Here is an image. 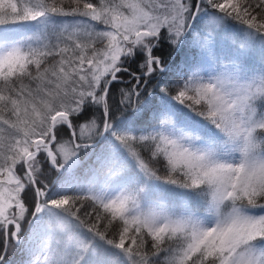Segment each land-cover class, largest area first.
<instances>
[{
	"label": "trees",
	"instance_id": "16d2710c",
	"mask_svg": "<svg viewBox=\"0 0 264 264\" xmlns=\"http://www.w3.org/2000/svg\"><path fill=\"white\" fill-rule=\"evenodd\" d=\"M82 1L95 4V0ZM183 1L177 2L186 15L182 18L183 24L170 28L169 24L162 23L155 32H144L137 36L132 34L128 37L131 44L114 55V60L117 61L111 65L110 70L104 69L106 65L102 66L99 79H94L88 73L79 77V69L63 68L66 61L72 63L76 58L78 49H72V53H68L69 58L61 61L62 67L58 70L60 74L64 71L65 77L55 75L47 84L52 93L51 98L45 92H39V89L43 91L47 82L44 73L52 64L48 58L55 55L56 50L43 52L44 46L47 41L51 45H61L64 42L70 44L69 37L61 34L48 36L45 31H37L36 35L30 34L33 33L28 29L31 18L38 15L39 18L44 17L45 11L41 7L30 5L27 8L25 2L17 0L14 4L28 10L20 12L8 7L3 11L4 17L0 18V56H27L18 59L17 67L13 71L10 64L0 66V173L9 171L19 181L15 200L20 202V210L17 214L9 216L22 223V227L31 213L37 187L40 186V189L45 191L43 198L39 200L43 201L52 193V187H46L51 183L59 185L61 173L57 174V170L51 168L42 149L24 164L19 159L20 154L17 160H14L15 154L8 147L15 141L16 136L24 135L23 132L30 138L47 136L49 118L61 110L67 113L75 132L74 140L78 142L73 167L70 170L63 167L62 183H65L66 187L67 181L70 180V186L65 193L75 196L79 201L80 204L77 202L78 205L74 206L73 214L89 227L90 237L92 236L89 244L93 247L99 246L95 245L98 240L113 247L115 241L111 238H115L114 227L123 223L122 219L126 220L123 218L126 216L132 222L129 228L139 233L140 239L138 238L136 244L144 259L160 257L162 260L161 256L165 255L169 260L166 264H220L221 257L225 256L228 249L234 247L260 249L264 255V241L259 242L262 239H259L260 236H264V67L253 58H248L245 52L232 59L230 58L234 51L229 57H222L221 49L222 53L218 55L221 57L218 59L219 68H215L208 81L202 82L194 72L197 64H193L197 50L200 49L199 38L194 41V37L190 36L191 29L182 37L181 28L190 20L196 5L198 9L203 7V11L194 13L191 26L198 15L215 11H212L214 7L207 6L204 0H199L198 3L197 0ZM249 1L224 12L251 19L255 26L257 21H260L262 27L251 25V28L264 32V11H261L264 10V5L257 0ZM99 3L111 5L110 0ZM136 3L147 13L155 14L156 11H161L167 15L171 11V7L162 2L144 0L134 2L135 5ZM43 5L42 3V7ZM220 11L215 13L219 14ZM104 25L109 27L111 23L105 21ZM116 29L118 31L115 39L120 38V42H127L129 39H124L123 32ZM85 35L91 36L93 41L100 38L99 35ZM208 50H211L212 54L217 51L216 47L211 46ZM32 56H36L37 61L33 60ZM91 58V64H96L92 55ZM238 65L245 68V74L239 72ZM253 69L256 72L254 74ZM112 75H116L117 79H110ZM215 77L221 78V84L224 86L220 85ZM233 77L238 83H233ZM57 78L62 82L71 78V84L77 89L68 95V86L56 87ZM241 90L244 95H239ZM231 91L235 102L227 100L226 95ZM186 93L197 96L194 99L182 100ZM15 94L18 109L14 107ZM30 102L35 105L42 104V109L33 110ZM26 107L31 109L32 114L27 112L31 117V125L25 120L18 124L17 113L23 110L26 115ZM237 110L246 131L243 145H239V140L231 135L239 125L232 119ZM105 120L110 126L100 137ZM53 132L51 147L57 155V160L61 161L58 158L61 146L69 144L73 147L72 133L63 122L56 123ZM108 143H111L108 148L121 157L119 162H124L127 156L122 147L131 150L140 160L146 162L144 168L148 169L149 173H145L144 179L149 182L148 187L146 182L140 184L141 188L146 187L147 190L138 191L140 199H135L143 209L139 216H133L126 210L116 211L111 217V222L105 225L99 219V213L102 212L99 188L103 189L104 186L100 172L104 159H108L107 155L102 156ZM169 155L202 172L204 177L196 184H181L178 178L185 177L180 172L184 169L189 171V166L183 165V162L179 163V169L174 172L178 180L172 173L160 176L156 171L175 167V164H166ZM220 161H224L226 168L221 166ZM63 162L68 164V161ZM26 167L31 172V178ZM152 176L156 178L150 182L149 178ZM81 184L83 186L78 187ZM170 186L180 187L184 195L178 196L179 198L168 196L169 191L166 189ZM59 190L62 192L60 188ZM193 190L197 193L203 191L205 198L211 200L212 210L217 218L209 228L158 222L162 214H165L167 221L177 219L174 213L183 214L179 212L180 208H183L179 202L184 199L187 208L190 203L189 194ZM135 196L139 197L136 194ZM13 203L9 205V209L14 208ZM194 203L195 200H191V204ZM96 213L98 215H95ZM223 213L227 214L225 221L220 220ZM9 226L10 223L6 227L8 243L3 256L0 255V264L91 263L89 256L85 258L86 252L81 251L82 255L73 256L71 260H68L69 255H58L46 250L44 259L35 257L36 249H42L37 247V239L30 238L24 243H17L9 236ZM145 226H156L159 235L149 240L144 238L141 242L143 237L140 233L144 231ZM213 226H216L214 231L223 237L222 243L208 244V248L199 247L196 236L202 235L204 229L212 230ZM229 226L236 229L235 235L227 233L225 228ZM4 230L1 222L0 254L4 247ZM74 236L78 238L75 234ZM80 236L90 238L84 234ZM187 245L189 255L183 259L179 248L184 249ZM53 246L59 251L54 242ZM131 253V258L136 259V253Z\"/></svg>",
	"mask_w": 264,
	"mask_h": 264
},
{
	"label": "rangeland",
	"instance_id": "374dc122",
	"mask_svg": "<svg viewBox=\"0 0 264 264\" xmlns=\"http://www.w3.org/2000/svg\"><path fill=\"white\" fill-rule=\"evenodd\" d=\"M16 1L17 0H0V18L4 17L3 11L8 7L18 9V11L21 12L27 11V8L30 5H34L41 7L45 13L40 26L38 23H36V20L28 26V29L33 31V33L30 34L36 35L37 31H45L48 36L61 34L69 37L70 44L69 42H64L61 45H51L47 41L46 46H44L45 50L43 52H53L56 50V54H53L54 56L51 55L50 58H48L51 60L52 64L44 73L47 82L43 87V91H40L39 89V92H45L49 98H51L52 93L49 91L47 84L51 78H55V75H59L60 78L65 77V72L63 71V74H60L58 70L62 67L61 61H63L65 58H69L68 53L71 54L72 49H78L76 52V58L72 63L70 61H66L63 64V68H70L72 70L79 69V77H82L85 73H88L94 79H99V72L102 70V66L106 65L104 69L109 71L111 65L117 61L114 60V55L117 53V51L124 50L129 44H131V40L128 38L129 36L132 34L137 36L138 34H142L144 32H155L158 29V26L162 23L169 24L170 28L175 27L176 25H181L183 24L182 18L186 16L182 6L177 3L184 2L183 0H147L162 2L165 5L171 7V11L167 15L163 14L161 11H156L155 14L144 12L137 3L136 5L134 4V2H144V0H110V6L99 3H106V0H95V4H86L82 0H20L21 2L26 3L27 8L14 4ZM174 2H176V5H174ZM204 2H206L207 6L214 7L212 11H221L219 14L215 12H208L198 15L194 25L191 27L190 36L194 37L195 42L199 38L198 42L201 45H199L200 49H198L196 53L198 61L196 63L197 65L195 71L198 77H201V79L208 78V75L212 72V70L217 67L218 59L221 58L218 56L220 53H222L220 52L221 49L223 51V54H221L222 57H229L234 51V54L230 59L235 58L238 54L243 53L244 50L250 49L248 58H253L259 65L264 67V32H257L251 28V25L256 28L262 27V23L257 21V26H255L251 22V19L244 18L243 16L238 17L224 12L228 11L229 9H235L237 5H240L241 3L244 4L250 1L204 0ZM257 2L264 5V0H257ZM42 3L44 4L43 7ZM115 4L118 6L116 7ZM197 11H203V7L200 9L196 7L194 12ZM60 14L74 17H58ZM105 21H109L111 25L109 27L105 26ZM116 28L123 32L124 39H129L127 42H120V38L115 39L118 31ZM85 34L99 35L100 38L98 41H93L91 36ZM221 43H223L222 48ZM210 46L216 47L217 51L215 54H212V51L208 50ZM91 55L94 57L96 64H91ZM32 57L33 60L38 59L36 56ZM19 58H27V56L23 55ZM19 58H14L10 55L6 57L0 56V66L3 64H10L12 67L11 71H13L17 67V61ZM238 58L239 57H237V59ZM238 66L239 72L241 74H245V68H243L241 65ZM115 68L116 67H113V69ZM254 73H256L255 69L252 71V74ZM110 79H117V77L116 75H112ZM216 79L219 80L220 78L216 77ZM71 82V78H68L64 82L58 79L56 87L62 88L63 86H68L67 94L70 95L77 89V87L71 84ZM233 83H238L235 77H233ZM206 87L208 88V86ZM177 90H179V88ZM213 95L215 94L213 93ZM239 95H244V92L241 90ZM15 96L16 94L13 96V100L16 103V106L14 107L18 109V101ZM196 96V94L192 95L186 93L181 99H194ZM228 99L231 100L230 97ZM30 104L33 106V110L35 111L42 109V104L35 105V103L31 102ZM58 111L63 112L61 110ZM27 112L32 114L31 109L27 107L25 109L27 116L23 113V110L17 113L16 119L18 120V124H20L22 120H25L26 123L31 125V117ZM66 116L67 113L64 119H56L53 123V126H51L52 117H50L48 121V130H52L53 132L55 124L59 122H63L67 125ZM109 126L110 125H107L106 122L105 131L108 130ZM23 134L24 135L20 134L16 136L15 141L8 147L11 148L12 152L15 154L14 160H17L19 154L20 160L23 158L25 159V157L28 156L30 149H32L33 140L37 138V136L30 138L26 136L28 134L24 132ZM43 138H49V134H47V136L44 135ZM110 144L111 143H108L105 150L103 151V156L107 155L108 159H104V169L101 173V176H103L112 172L113 170L112 176L115 177L111 183L110 191L107 193L104 200L103 206L107 207L102 206V212L99 213V219L102 220L103 224L105 225L111 222L110 220L112 219L111 217L115 215V210L121 212L120 209H123L129 203L130 199H132L130 204L133 206L131 209L134 210V215L139 216L137 215L139 211L136 210L137 208L135 207L139 205V203H137L135 200L133 201V199L138 197L135 196V191H132L130 188L133 189V187H136L137 190H141L142 192L146 189V187L141 188L140 184H144V182L147 183L148 187V182L145 179L141 180L138 172L140 166L144 167L147 165V163L140 160L135 155V153L126 149L125 147L122 148L127 155L126 159L132 161L130 163L126 161L119 162L121 157L112 149L108 148ZM73 147L72 145L67 144L62 145L60 149L61 154L58 158L63 161H68V164H66V170H68L76 160L77 148L75 147L74 149ZM182 162V160H179L175 156L169 155L167 156L166 164H175V167H167V170L156 172L160 176L172 173V175L177 179L178 176H176L174 172H177L176 169H179V163ZM184 164L186 163L183 162V165ZM186 165L189 166V171L184 169L183 172H180L185 177V179H177L180 183L182 182L184 185L196 184L200 178L204 177L202 172L194 169L189 164ZM129 171H131V174L130 179L128 180L127 177H124L125 175H123V173ZM63 173L64 170L62 171L61 176ZM61 176L59 185L56 183L51 184L52 193L48 194L43 201H39L37 203L35 212L33 214V219L29 228L26 230L27 235H29L28 238L31 237L37 239V247H42L41 251L36 249L35 257H41L45 254L46 250L50 253L53 251L58 255H69L68 260H71L73 256L82 255L80 251H87L88 256L93 264H166L169 261L168 258H165V255L161 256L162 260H160V257L155 259H144V255L140 253L139 249H137L139 248L137 245L138 238L140 239V236H138L139 233L129 228L132 222H130V218L124 215L123 218L129 221L122 219L123 223H119L116 227H114L116 230L115 238H111L115 241L113 242L115 243L113 247H109L108 244H104L100 240L95 243L96 246L99 245L97 248L89 244L90 239L92 238V236L90 237L91 231L89 227L78 218H75V214H73L75 204H77V202L78 204L80 203L75 196H67L65 194V183H62ZM263 179L264 172L262 174V180ZM18 185L19 181L15 178L13 173H10L9 171H7L5 174L4 172L0 173V223L2 222V226L5 222L4 220H6V222L9 220L8 218L6 219L7 216L15 215L20 210V202L15 200L18 191ZM80 186L83 185H78V187ZM59 188L62 190V192H60ZM194 192L196 191L193 190L190 192V194ZM14 200L15 203H13ZM11 203L14 204L13 209L8 208ZM205 212L206 214L210 213L209 210H206ZM95 215L98 214L96 213ZM137 228L138 225H136V229ZM156 228V226H148V228L145 226L144 231L140 233L141 237H143L140 241L143 242L144 238L149 240L157 237L159 232ZM206 229L203 230L202 235L196 236L199 247L205 246L208 248V244L222 243L221 240H223V237L217 231H214L216 230V226H213L211 228L212 230ZM225 229H227V233H229L231 236L235 235L236 233V229L234 227L232 228V226L226 227ZM19 231L20 228L18 230L16 229L15 234L17 235ZM242 233H244V231ZM74 234L78 238H76ZM80 234H84L86 237L90 238L85 239L83 236H80ZM53 242L59 251L54 248ZM188 246L189 245H187L184 249L179 248L183 259L189 255L187 250ZM158 250L159 248L157 251ZM131 251L136 253V259L131 258L133 257ZM85 254L86 253H84V255ZM248 259L249 258L240 262L238 255H233L230 258L228 264H244V262ZM251 263H253V260Z\"/></svg>",
	"mask_w": 264,
	"mask_h": 264
},
{
	"label": "bare ground",
	"instance_id": "6f19581e",
	"mask_svg": "<svg viewBox=\"0 0 264 264\" xmlns=\"http://www.w3.org/2000/svg\"><path fill=\"white\" fill-rule=\"evenodd\" d=\"M198 1L199 0H197V3H198ZM195 7H197V5L195 6ZM195 9V8H194ZM68 116V115H67ZM66 116V120H67V126H68V128L70 129V133H74V131H73V129H72V127H71V123H70V121H69V118ZM56 119H54V118H52V120H51V126H53V123H54V121H55ZM105 124H106V120H105ZM105 124H104V126H103V130H102V132H101V134H100V137L104 134V132H105ZM50 132H52V130H50Z\"/></svg>",
	"mask_w": 264,
	"mask_h": 264
}]
</instances>
